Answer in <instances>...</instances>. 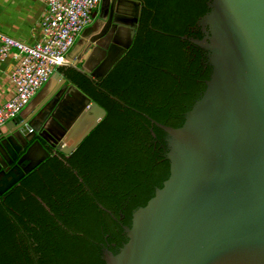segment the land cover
Instances as JSON below:
<instances>
[{
  "label": "flooded vegetation",
  "instance_id": "af4514ba",
  "mask_svg": "<svg viewBox=\"0 0 264 264\" xmlns=\"http://www.w3.org/2000/svg\"><path fill=\"white\" fill-rule=\"evenodd\" d=\"M121 1L100 0L91 24L74 44L84 41L85 60L82 58L77 67L85 66L90 73L81 75L74 65H66L60 71L92 102L106 110L107 115L97 128L71 155L63 154L57 149L62 132L54 125L53 114L56 116L58 105L63 102L64 106L69 96L64 99V94L45 91L20 122L26 139L18 132L0 136V222L2 218L8 222L4 230L0 224V264H39L36 255L41 247L42 227H49L51 234L55 229L56 246L74 247L77 253L72 254L83 257L85 241L78 237L83 236L81 227L75 231L66 215L67 207L77 202L84 204L86 216L91 215L97 221L93 237L103 238V241L91 239L94 244L86 250L91 257L89 261H93L91 264H96V251L99 250L103 260L105 251L117 253L127 241L123 226L131 225L132 213L138 208L131 205V197H124L119 200L120 206L109 209L99 201L100 191L114 185L127 192L138 180H143L155 192L169 177L166 135L149 119L172 127L181 126L186 113L205 90V82L211 74L207 52L190 40H201L205 36L197 23L208 13L209 0H137L141 8L134 41L125 54L118 57L121 43L127 41L132 18L119 12ZM130 12L134 15V11ZM151 37L153 41L136 48L139 40ZM150 45L161 49L156 55L163 60L159 65L160 76L151 80L149 95L145 96L139 91L145 72L134 68L136 72L131 73L129 69L140 60L137 53L147 51ZM115 58L116 63L107 70ZM77 107L76 103L68 106V122ZM61 119L67 121L66 116ZM26 128H30V132ZM36 142L50 155L25 174L27 165L37 157L35 151L39 145L26 153ZM3 178L6 179L1 184ZM17 179L9 189H3ZM26 228L37 231L34 238L39 241L31 239ZM8 229L12 236L7 234ZM51 234L44 233L45 243ZM72 259L80 261L75 256Z\"/></svg>",
  "mask_w": 264,
  "mask_h": 264
},
{
  "label": "water",
  "instance_id": "95a60500",
  "mask_svg": "<svg viewBox=\"0 0 264 264\" xmlns=\"http://www.w3.org/2000/svg\"><path fill=\"white\" fill-rule=\"evenodd\" d=\"M207 5L208 13L197 23L205 36L190 40L207 52L211 74L205 90L181 126L149 119L166 135L169 177L133 211L131 225L123 226L127 241L117 253L105 251V264H264V0H209ZM140 8L137 0L120 2L119 12L132 18L118 57L133 44ZM83 47L80 40L62 64L88 75L85 66L77 67L87 51ZM45 91L69 96L58 105L57 117L53 114L62 132L57 149L69 156L107 112L60 71L0 128V136L18 132L26 139L20 122ZM72 103L78 107L68 122ZM37 145L25 174L50 155L39 142L26 154Z\"/></svg>",
  "mask_w": 264,
  "mask_h": 264
},
{
  "label": "built area",
  "instance_id": "2783aa9c",
  "mask_svg": "<svg viewBox=\"0 0 264 264\" xmlns=\"http://www.w3.org/2000/svg\"><path fill=\"white\" fill-rule=\"evenodd\" d=\"M47 6L42 20L43 37L33 46L0 32L2 58L15 49L19 63L12 74L15 93L0 106V128L18 116L49 82L81 32L92 22L100 0H39Z\"/></svg>",
  "mask_w": 264,
  "mask_h": 264
},
{
  "label": "trees",
  "instance_id": "16d2710c",
  "mask_svg": "<svg viewBox=\"0 0 264 264\" xmlns=\"http://www.w3.org/2000/svg\"><path fill=\"white\" fill-rule=\"evenodd\" d=\"M160 17H164V14H160ZM154 38H148L147 40H139V42L136 45V48H139L146 43L148 44L150 41H153ZM146 47V46H145ZM161 52V49L150 45L147 48V51H139L138 58L140 60H137L134 62V66L129 69L131 70V73H135L136 71L133 70L134 68L138 70L139 72H145V77L143 78V82L141 85V88L139 91L144 94L145 96L149 95V84L151 80L154 79L156 76H160L161 70H160V64L163 59L159 57L158 53ZM157 63V64H156ZM157 65V67H155ZM155 70L154 72H152ZM140 78V77H139ZM141 80V79H140ZM141 93L140 96H141ZM164 125H167L165 122H161ZM168 126V125H167ZM162 185L158 188H161ZM93 189V188H92ZM130 191H125L124 189H118L114 185L112 186H106V188H103L100 192L101 195L98 197L99 194H97V197L99 198V201L104 204L107 208L110 209V206L114 209L115 205L120 206L121 203L119 200H122L124 197H131V205H136L137 207H143L147 204V202L154 196L153 190L149 187V184H146L143 180H138L134 186H132ZM88 194H84V196H87ZM103 199L107 200L110 205L106 203ZM80 202L74 203L71 207H67V213L68 214V221L73 225L75 228V231H77L80 227V232L83 234L78 236L80 240L85 241V255L82 257L80 254H72L77 253L74 251V247L71 246H56L55 244V238L56 234L54 233L55 229L53 230L51 234V230L49 227H42V242L41 247L37 249V255L39 264H63L66 260L68 261V264H91L93 261H89L91 258L87 253L86 250L90 246V244H94L92 241L93 238H98L99 240H102L103 238L101 236H95L93 237L92 231L97 226V221L93 218V216L89 215L86 216L84 204ZM83 206V207H82ZM136 208V207H135ZM96 209L100 211L99 206H96ZM66 210V209H65ZM115 210V209H114ZM55 211V209H54ZM79 219L85 220L84 222H80ZM68 222V223H69ZM67 223V224H68ZM2 226V230L6 229V222L3 218L0 222ZM63 229V228H62ZM25 232L30 233L29 237L35 241H39L38 239L34 238L37 237V231L31 230V228H26ZM44 233L45 234H51L49 238L46 240L47 243H45L44 239ZM2 234V232L0 233ZM7 234L11 235L10 230H7ZM33 234V235H32ZM10 237V236H9ZM93 239V240H91ZM103 241V240H102ZM51 243V247H49V244ZM72 256H75L76 258L80 259V261H76L75 259H72ZM96 260L98 258V262L96 261V264H104L103 260L100 259V253L99 250L95 252ZM95 263V260H94Z\"/></svg>",
  "mask_w": 264,
  "mask_h": 264
},
{
  "label": "crops",
  "instance_id": "0c3cea01",
  "mask_svg": "<svg viewBox=\"0 0 264 264\" xmlns=\"http://www.w3.org/2000/svg\"><path fill=\"white\" fill-rule=\"evenodd\" d=\"M46 10V4L39 0H0V32L33 46L42 40V20ZM18 63L15 49L4 58L0 53V106L15 93L11 77ZM63 68H58L57 71Z\"/></svg>",
  "mask_w": 264,
  "mask_h": 264
}]
</instances>
